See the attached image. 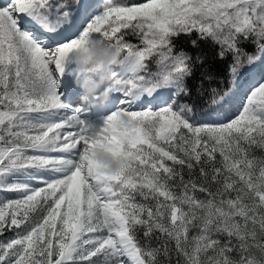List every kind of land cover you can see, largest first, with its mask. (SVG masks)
<instances>
[{
    "label": "snow or ice",
    "instance_id": "6c2138e0",
    "mask_svg": "<svg viewBox=\"0 0 264 264\" xmlns=\"http://www.w3.org/2000/svg\"><path fill=\"white\" fill-rule=\"evenodd\" d=\"M193 33L194 48L210 41L218 59L232 56L228 86L200 109L181 97L198 66L213 78L206 57L172 43ZM249 38L253 53L240 47ZM90 40L123 54L99 124L70 102L81 73L67 53ZM97 128L128 159L119 174L90 157ZM253 146L264 148V0H0V191L20 194L0 204V235L15 233L0 241V264H158L172 253L177 264H264V159ZM17 176L26 182L9 183Z\"/></svg>",
    "mask_w": 264,
    "mask_h": 264
},
{
    "label": "clouds",
    "instance_id": "9594fccd",
    "mask_svg": "<svg viewBox=\"0 0 264 264\" xmlns=\"http://www.w3.org/2000/svg\"><path fill=\"white\" fill-rule=\"evenodd\" d=\"M66 58L81 73V80L77 85L81 91L79 97L81 105L89 104L96 107L108 103L111 96L104 89L111 80L113 69L120 65L123 58L121 50L107 42L90 40L67 53ZM105 135L99 128L91 131L90 139L95 147L91 149L90 157L105 173L116 175L125 169L128 159L105 149L103 139Z\"/></svg>",
    "mask_w": 264,
    "mask_h": 264
},
{
    "label": "trees",
    "instance_id": "16d2710c",
    "mask_svg": "<svg viewBox=\"0 0 264 264\" xmlns=\"http://www.w3.org/2000/svg\"><path fill=\"white\" fill-rule=\"evenodd\" d=\"M126 3H140L144 2V0H125ZM196 39V34L193 33L191 37L186 35H178L172 38V43L175 46V51H186L189 54L195 56L196 54H201L206 57V64L204 67L209 69V72L212 74V79H205L202 75L201 67H197L194 75L186 81L187 86L190 89L191 95L188 97H181V102H188L190 104H194L197 109L203 108L206 106V101L208 100L210 90L212 88L224 89L228 86V65L232 61V56L229 54L224 59H218L216 57L217 46L214 45L210 41H201L200 46L198 48H194L191 44V40ZM125 40L131 42L128 34L125 36ZM240 47L244 49L248 53H253L255 51V44L252 39L241 40ZM149 63V62H148ZM198 89H202L203 96L198 94ZM170 163V162H169ZM198 177V170L196 173ZM185 179L188 178V171L184 169ZM215 188V185L213 186ZM197 197L204 198L202 193L197 192ZM140 200V199H138ZM12 234V230L5 231L3 236L0 235V241H7V235ZM159 233H154L151 238V246L152 247H162L163 238L158 239ZM137 237L140 243L145 244V238L143 235V229H137ZM236 251L231 254L234 255ZM158 264H177V256L175 253H172L171 259L166 258L162 254L158 257ZM180 264H183V259L180 258Z\"/></svg>",
    "mask_w": 264,
    "mask_h": 264
},
{
    "label": "rangeland",
    "instance_id": "374dc122",
    "mask_svg": "<svg viewBox=\"0 0 264 264\" xmlns=\"http://www.w3.org/2000/svg\"><path fill=\"white\" fill-rule=\"evenodd\" d=\"M100 2H103V0H100ZM120 2H125V0H120ZM128 37L130 38L131 42L130 43H133V44H139L140 41L138 39L137 36L131 34V32L128 33ZM149 71L150 72H156L158 69H157V65L155 64L154 62V59L153 60H150L149 63ZM77 88V87H76ZM79 96H76V99L78 98ZM74 106V105H73ZM82 108V106H81ZM240 108V99L237 98V100L234 102L233 106L226 112L223 120L221 122H227L228 120H230L231 118H234L235 115L238 114V110ZM99 119H98V124H99ZM250 155L252 156H255L256 158L258 159H264V148H260V147H256V146H253L251 149H250ZM219 156L217 155V160L219 161ZM45 175H48L47 173H45ZM11 182H26V178L23 177V176H17V177H10L9 178V183ZM32 186H38L36 184L35 181H31L30 182ZM20 196L19 193H16V192H9V191H0V204H3L4 202L8 201V200H14V199H18ZM140 199L139 196H137V200ZM14 231H12V234H8L7 236V240L10 239L11 237L14 236ZM3 236V235H1ZM219 239H221V241H224L225 239H227L226 237L224 236H220ZM151 242V240L149 241V243ZM252 252H254L257 256H259V252L256 250V249H252ZM231 255L234 259L236 260H239L240 259V255L238 252L234 253V255H232L231 253L229 254Z\"/></svg>",
    "mask_w": 264,
    "mask_h": 264
},
{
    "label": "bare ground",
    "instance_id": "6f19581e",
    "mask_svg": "<svg viewBox=\"0 0 264 264\" xmlns=\"http://www.w3.org/2000/svg\"><path fill=\"white\" fill-rule=\"evenodd\" d=\"M70 67L72 66L71 64L69 65ZM78 95H81V91H80V89L77 87V88H75L74 89V91H73V93H72V96H71V104H72V106L74 105V103L76 102V96H78ZM78 101V100H77ZM113 103H114V100H113V98L111 97V99L109 100V102L108 103H106V104H104V105H102V107L101 108H99V109H96V111H95V113L93 114V115H90L89 117L95 122V123H97L98 122V117L99 116H101V115H106L107 114V112L108 111H110V108H111V110H112V107H113ZM73 107H77L76 106V104H75V106H73ZM79 107H81V104H79ZM110 107V108H109ZM90 106H86L85 105V108H84V110H85V115L86 114H88V113H90ZM104 108V109H103ZM109 108V109H108ZM108 109V111H105V110H107ZM68 114H71L70 112L68 113ZM100 123V122H99ZM98 124V123H97Z\"/></svg>",
    "mask_w": 264,
    "mask_h": 264
}]
</instances>
